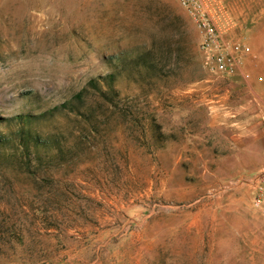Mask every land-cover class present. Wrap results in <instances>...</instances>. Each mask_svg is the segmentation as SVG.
Instances as JSON below:
<instances>
[{
  "label": "rangeland",
  "instance_id": "374dc122",
  "mask_svg": "<svg viewBox=\"0 0 264 264\" xmlns=\"http://www.w3.org/2000/svg\"><path fill=\"white\" fill-rule=\"evenodd\" d=\"M176 0H0V264H264L246 83Z\"/></svg>",
  "mask_w": 264,
  "mask_h": 264
},
{
  "label": "built area",
  "instance_id": "2783aa9c",
  "mask_svg": "<svg viewBox=\"0 0 264 264\" xmlns=\"http://www.w3.org/2000/svg\"><path fill=\"white\" fill-rule=\"evenodd\" d=\"M186 11L200 34V52L204 67L211 73L226 78L239 76L240 69L252 53L251 47L240 39L227 38V31L219 27V14L211 0H176ZM250 79V74L244 75ZM264 83V77H257ZM254 194L253 207L264 216V165L243 180Z\"/></svg>",
  "mask_w": 264,
  "mask_h": 264
},
{
  "label": "crops",
  "instance_id": "0c3cea01",
  "mask_svg": "<svg viewBox=\"0 0 264 264\" xmlns=\"http://www.w3.org/2000/svg\"><path fill=\"white\" fill-rule=\"evenodd\" d=\"M219 14L217 22L227 31L226 37L240 39L247 43L252 53L240 69L241 78L250 90L257 116L264 120V83L257 77H264V0H211ZM250 74V79L244 75Z\"/></svg>",
  "mask_w": 264,
  "mask_h": 264
}]
</instances>
